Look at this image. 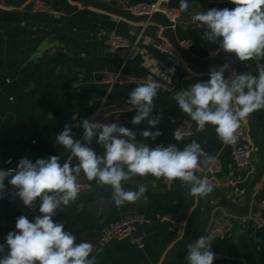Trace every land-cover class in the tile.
<instances>
[{"label":"crops","instance_id":"obj_1","mask_svg":"<svg viewBox=\"0 0 264 264\" xmlns=\"http://www.w3.org/2000/svg\"><path fill=\"white\" fill-rule=\"evenodd\" d=\"M29 1L15 5L0 0V25L3 28L0 33L1 170L15 169L24 157L34 163L37 158L57 155L61 165L68 162L70 150L56 142V135L68 123L73 125L74 139L83 142L84 130L77 125L94 110L105 93L106 87L98 82L101 72L116 71L121 64L120 58L108 49L107 35L114 31L135 40L141 34L128 70L138 75H153L166 81L171 89H158L151 113L152 118H159L155 128L147 120L138 125L129 121L124 127L136 134L138 143L153 148L175 144L182 150L185 144L196 141L207 155L218 156L222 166L214 176H208L203 169L196 175L224 189L236 206L244 204L245 187L263 164L254 124L248 118L242 122L246 131L243 142L255 150L254 170L245 173L237 168L230 146L222 143L214 126L207 125L199 131L194 122L193 134L180 142L174 139L173 133L179 124L191 120L179 109L175 94L186 90L194 81L208 75L211 67L217 66V63L212 65L214 57L209 54L219 42L208 41L206 28L194 22L192 17L212 8L232 9L235 5L230 0L222 5L188 0L191 6L187 12H182V22L172 29V34L177 41L191 39L193 43L184 50L185 63L178 65H173L170 58L153 44L160 37L168 39L162 21L153 18L143 29L142 20L123 10L124 5L137 0H92L95 4L79 0H47L61 10L60 17L31 12ZM179 3L180 0L170 2L178 9ZM258 67H264V59L248 61L247 73L258 75ZM134 88L130 85L115 86L110 99L119 105L128 104L129 93ZM252 115L264 137V109ZM144 130H158L161 135L155 140L151 137L145 139L141 135ZM97 138L88 146L102 156L104 149L96 143ZM8 159H11L10 163ZM77 163L76 158L71 157V164L75 166ZM229 180L232 183L225 186L224 182ZM79 182L86 183L89 191L77 196L64 211L58 210L53 220L63 222L65 230L77 237L76 243L88 241L94 245L91 256L95 257V264H187L188 248L178 245L180 241L168 223L158 220V216L173 213L186 218L185 236H188L203 223L206 196L188 195V187L180 180L169 182L163 178L136 176L122 186L125 190L136 191L139 184H144L147 188L145 197L135 203L125 202L118 208L112 201L111 186L88 181L83 174ZM253 192L264 199V175ZM210 198L211 219L222 208L240 214L226 206L215 192H211ZM135 211L150 219L149 223L137 228L142 231L140 236L105 245L100 243V232L107 222ZM21 215L27 217V209L16 194L0 200V244L6 246V236L16 231L15 223ZM28 219L33 222L31 217ZM7 251L4 249L0 256ZM211 251L215 254L213 264H264V226L256 228L235 218L230 221L226 232L212 241Z\"/></svg>","mask_w":264,"mask_h":264},{"label":"clouds","instance_id":"obj_2","mask_svg":"<svg viewBox=\"0 0 264 264\" xmlns=\"http://www.w3.org/2000/svg\"><path fill=\"white\" fill-rule=\"evenodd\" d=\"M230 2L234 8H212L196 13L192 20L206 28L208 41L219 42L220 49L234 54L239 61L264 59V0ZM190 6L188 0H180L179 10L187 12ZM228 67L227 64L218 69L211 67L207 81L180 90L174 99L179 109L195 122L197 130L203 131L207 125H212L224 145L234 146L242 122L250 114L264 109V67H258V75L233 73L226 79L224 72ZM158 89L157 82L149 81L129 93L128 103L136 110L132 124L138 125L144 120L152 128L159 124V118L151 117ZM77 126L84 130L83 142L74 139L73 125L68 123L55 137L56 142L76 158L75 166L71 164V157L61 165L60 157L53 155L37 158L34 163L24 157L15 169L0 170V193L5 191L7 179L18 189L16 196L26 207L31 208L37 198L40 200V215L34 222L24 215L17 218L16 231L6 236L8 251L0 256V264H95V257L91 256L94 245L88 241L76 243L77 237L65 230L64 223L53 220L58 210L64 211L77 199L81 174L88 181L111 186L112 201L118 208L125 202L135 203L145 197L144 184H139L136 191L122 186L136 176H152L169 182L180 180L192 197L202 198L213 190V184L207 178L198 177L196 172L215 158L207 155L196 141L185 144L182 150L175 144L153 148L138 143L132 130L117 123L106 125L83 119ZM187 134L177 129L174 139L183 141ZM141 135L155 140L161 133L144 130ZM95 137H98L96 143L104 149L102 156L88 146ZM215 238L214 233L204 231L189 243L187 264H213L215 254L211 243ZM4 249L5 245L0 244V253H4Z\"/></svg>","mask_w":264,"mask_h":264},{"label":"built area","instance_id":"obj_3","mask_svg":"<svg viewBox=\"0 0 264 264\" xmlns=\"http://www.w3.org/2000/svg\"><path fill=\"white\" fill-rule=\"evenodd\" d=\"M203 1H205L207 4L222 5L227 0ZM170 2L171 0H137L124 5L123 10L132 16H147V19L142 21L143 29L156 14L164 15L169 22L170 28L174 29L182 22L183 14L178 8L173 7ZM29 9L33 13L48 14L53 17H60L62 14L61 10L53 7L49 2H47V0H30ZM2 30L3 28L0 25V31ZM140 37L141 34L135 40H131L128 37H125L114 31L107 35L106 43L108 49L115 57L120 58L121 64L116 71L105 70L101 72V77L98 82L100 84L107 85L105 93L100 98L94 110L90 112L85 117V119H90L93 122H99L106 125L117 123L120 126H124L127 122L132 121V118L136 115V110L131 108L132 105L129 103L125 105H119L117 102H114L110 99V95L115 86L130 85L137 87L140 84L147 83L149 81H155L159 84V88L171 89L166 81L158 79L153 75L143 76L132 73L128 70V64L137 48ZM192 43L193 42L191 39H184L179 41V46L183 50H186L192 45ZM153 44L156 49L166 54L170 58L173 65L185 63L180 49L173 45L167 38L160 37L154 41ZM222 51L223 50L220 49L218 44V46L210 52L209 56L213 58ZM238 62L239 60L235 58L234 54H226L219 59L216 68L218 69L227 64L229 67L224 72V77L228 79L233 75V73L238 74ZM209 78V74L205 75L202 79L194 81L192 85L197 82L207 81ZM188 122L189 123L187 124L185 122L179 124L174 129V132L175 130L179 129L188 133L186 136L192 135L194 132V122L191 120ZM238 136V142L234 146H230L233 160L236 163L237 168L243 173L246 171L253 172L255 164V150L251 145L243 142V139L246 136V131L242 124L241 128L238 130ZM214 158L215 159L208 165L207 169H203V166L201 167V169H203L205 172H210L212 176L216 175V173H219L222 170L220 158L218 156H215ZM10 161L11 159L7 160L8 163H10ZM8 169L14 168L9 167ZM4 183L6 187L5 191L0 193V200L12 194H16L18 191V189L8 183L7 179L4 181ZM231 183V180L224 182L225 186H229ZM80 185L81 190L88 188L86 183L80 182ZM20 202L23 206H25L21 200ZM39 205L40 200L37 198L36 202L31 208L25 206L27 209V218L31 217L33 222L34 218L40 215ZM235 218H239L243 223H249L256 228L264 226V199L257 197L256 193L252 192L250 207L244 214L228 212L222 208L220 212H218L210 220L205 231L214 233L215 237L221 236L226 232L230 221ZM158 220L168 223L170 230L176 236L177 240L181 241L184 237H186L185 235L188 226L186 218L170 213L158 216ZM149 222L150 219L147 218V216L142 212H128L119 218L107 222L103 226L100 232V243L105 245L112 241L122 240L129 236L131 232L137 230L139 226H143Z\"/></svg>","mask_w":264,"mask_h":264},{"label":"water","instance_id":"obj_4","mask_svg":"<svg viewBox=\"0 0 264 264\" xmlns=\"http://www.w3.org/2000/svg\"><path fill=\"white\" fill-rule=\"evenodd\" d=\"M4 1L7 3L15 4V5H21V4L28 2L29 0H4ZM79 1L87 3V4H95V2L92 0H79ZM39 15H43V14L40 13ZM133 17L135 19H139L142 21L147 19V16H133ZM154 18H158L162 21V23L165 27V33H166L168 39L172 42L173 45L178 47L180 49V51L182 52V54L185 56V51L179 46V41L175 40V37L172 34V29L170 28L169 22L165 18V16L162 14H156L154 16ZM0 33H2V31H0ZM226 54H232V53H227V52L222 51L221 53H219L218 55H216L213 58L212 65L216 64L219 61V59ZM247 64H248V61L247 62H241V61L238 62V74L247 72ZM101 85L105 86V87L107 86L106 84H101ZM248 119L254 124V126L256 128L257 139H258V144H259V154H260V159H261L263 164H262L260 171L257 174H255L248 181V183L245 187V191H244L245 202H244V204L242 206H236L233 203V201L229 197H227L224 189H221L215 185H213V190H212V192H215L225 202L226 206H228L233 211L239 212L240 214H244L248 211L250 204H251V194L254 191L255 186L261 181V178L264 175V137L262 136V133H261V130L259 127V123L255 119V117L252 114H250ZM207 168H208V165H203V169H207ZM0 170H1V168H0ZM206 174L208 176H212V174L208 171L206 172ZM88 191H89V189H83L79 192L78 196L83 195V194L87 193ZM210 194L211 193H209L206 196L207 208H206V215H205V218L203 220V223L201 224V226L197 230L193 231L188 236L184 237L179 242V244H178L179 246H184L185 248H188L187 246L189 243L194 242L195 239H197L199 236L204 234V231L207 228V226L211 220V216H212V202H211ZM141 233H142L141 230H135V231L131 232V234L129 236H127L126 238H124L122 240L127 241L131 237L137 238L138 236H140ZM6 250H8L7 245L5 246V251Z\"/></svg>","mask_w":264,"mask_h":264}]
</instances>
